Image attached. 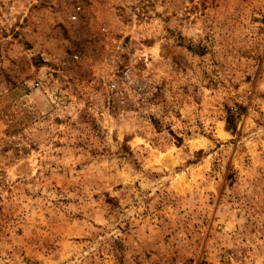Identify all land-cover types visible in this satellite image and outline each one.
I'll return each instance as SVG.
<instances>
[{
    "label": "rangeland",
    "instance_id": "374dc122",
    "mask_svg": "<svg viewBox=\"0 0 264 264\" xmlns=\"http://www.w3.org/2000/svg\"><path fill=\"white\" fill-rule=\"evenodd\" d=\"M0 264H264V0H0Z\"/></svg>",
    "mask_w": 264,
    "mask_h": 264
},
{
    "label": "built area",
    "instance_id": "2783aa9c",
    "mask_svg": "<svg viewBox=\"0 0 264 264\" xmlns=\"http://www.w3.org/2000/svg\"><path fill=\"white\" fill-rule=\"evenodd\" d=\"M77 10H79V6H76V7H75V11H77ZM71 17L74 18V17H75L74 14H73ZM73 57L76 58V55H73ZM122 75H123L124 78L127 79V82H128V83L131 82V80L128 78V74H127L126 70H124V71L122 72ZM37 84H38L37 82H34V83H33V86H37ZM114 86H115V83H114V82H111V83H110V87L113 88ZM137 88L140 89V86H138Z\"/></svg>",
    "mask_w": 264,
    "mask_h": 264
},
{
    "label": "trees",
    "instance_id": "16d2710c",
    "mask_svg": "<svg viewBox=\"0 0 264 264\" xmlns=\"http://www.w3.org/2000/svg\"><path fill=\"white\" fill-rule=\"evenodd\" d=\"M229 119H230V118H226V119H225V122H226V124H227L226 127H227L228 129H229V126H228Z\"/></svg>",
    "mask_w": 264,
    "mask_h": 264
}]
</instances>
